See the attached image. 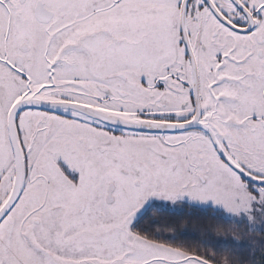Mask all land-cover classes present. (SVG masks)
Listing matches in <instances>:
<instances>
[{
	"label": "snow or ice",
	"instance_id": "snow-or-ice-1",
	"mask_svg": "<svg viewBox=\"0 0 264 264\" xmlns=\"http://www.w3.org/2000/svg\"><path fill=\"white\" fill-rule=\"evenodd\" d=\"M222 246L264 264V0H0V264Z\"/></svg>",
	"mask_w": 264,
	"mask_h": 264
},
{
	"label": "trees",
	"instance_id": "trees-1",
	"mask_svg": "<svg viewBox=\"0 0 264 264\" xmlns=\"http://www.w3.org/2000/svg\"><path fill=\"white\" fill-rule=\"evenodd\" d=\"M206 223L209 228L215 233V235L224 237L225 239L233 236L237 240L251 239L253 237L258 238L261 236V233H253L251 229L245 231L244 225H237L234 221L231 223H225L215 218H208L206 220ZM208 251L216 255L217 259L220 261V264H228L229 258L234 256L232 246H222L221 248L217 249L214 253L211 248H209Z\"/></svg>",
	"mask_w": 264,
	"mask_h": 264
},
{
	"label": "rangeland",
	"instance_id": "rangeland-1",
	"mask_svg": "<svg viewBox=\"0 0 264 264\" xmlns=\"http://www.w3.org/2000/svg\"><path fill=\"white\" fill-rule=\"evenodd\" d=\"M235 222V221H234Z\"/></svg>",
	"mask_w": 264,
	"mask_h": 264
}]
</instances>
